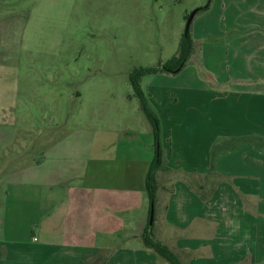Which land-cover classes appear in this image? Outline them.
Returning <instances> with one entry per match:
<instances>
[{"label":"crops","instance_id":"obj_1","mask_svg":"<svg viewBox=\"0 0 264 264\" xmlns=\"http://www.w3.org/2000/svg\"><path fill=\"white\" fill-rule=\"evenodd\" d=\"M192 26L208 78L147 83L164 154L153 233L183 264H264V0H210ZM3 96L0 119L16 108ZM45 140L25 146L41 156H0V264H169L143 241L153 132L130 147L132 184L128 156L106 160L103 181L97 156L66 159Z\"/></svg>","mask_w":264,"mask_h":264},{"label":"rangeland","instance_id":"obj_2","mask_svg":"<svg viewBox=\"0 0 264 264\" xmlns=\"http://www.w3.org/2000/svg\"><path fill=\"white\" fill-rule=\"evenodd\" d=\"M207 4L208 0H0V93L3 106L16 103L0 119L2 159L7 155V162L16 163L28 159L27 151L41 156L39 146H25L43 134L48 140L45 149L62 143L58 153L63 158L97 156L95 169L103 181L106 160L128 156L132 184L138 176L131 148L146 145L153 128L134 95L131 78L175 57L187 17ZM192 57L195 60L178 74L144 76L145 94L149 80L161 79L159 84L170 87L183 81L196 85L197 77L207 79L205 67L196 63L198 53ZM149 148L155 153V139Z\"/></svg>","mask_w":264,"mask_h":264},{"label":"trees","instance_id":"obj_3","mask_svg":"<svg viewBox=\"0 0 264 264\" xmlns=\"http://www.w3.org/2000/svg\"><path fill=\"white\" fill-rule=\"evenodd\" d=\"M209 8H210V0H209V4L206 7L198 9L197 14L203 11H207ZM188 19L189 17H187V21ZM192 24L188 34L186 33L184 34L178 53L175 57H173L163 66L142 69L131 78V85L133 87L134 95L139 100L141 109L144 111L149 123L153 128V135L155 139V157L149 168L146 178V192L150 202L149 221L151 218L152 206L156 207V203H157V191L159 188L157 183V173L164 164V154L162 149L161 121L157 113L151 107L148 98L143 90L142 78L144 76H152V75H160V74H178L186 68L189 59L191 58L195 50L194 40L191 34ZM214 159L215 158L213 156L212 165H214ZM153 227L154 224L152 226L148 225L143 235V241L146 248L153 250L169 264H183L180 257L173 250H171L167 245L163 244L162 242L158 241L155 238L153 233ZM101 260L103 262L104 259Z\"/></svg>","mask_w":264,"mask_h":264},{"label":"water","instance_id":"obj_4","mask_svg":"<svg viewBox=\"0 0 264 264\" xmlns=\"http://www.w3.org/2000/svg\"><path fill=\"white\" fill-rule=\"evenodd\" d=\"M198 13V9L196 11H194L192 13V15H190L188 21H187V26H186V31L185 33L188 34V32L190 31V27H191V24L193 23L194 21V18L196 17ZM154 206H152V210H151V218H150V225L152 226L153 225V221H154Z\"/></svg>","mask_w":264,"mask_h":264}]
</instances>
